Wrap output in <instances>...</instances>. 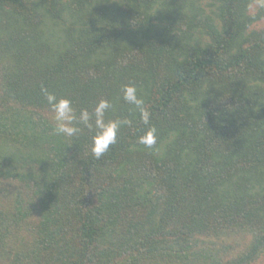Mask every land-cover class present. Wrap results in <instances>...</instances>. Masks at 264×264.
Listing matches in <instances>:
<instances>
[{"label":"trees","instance_id":"1","mask_svg":"<svg viewBox=\"0 0 264 264\" xmlns=\"http://www.w3.org/2000/svg\"><path fill=\"white\" fill-rule=\"evenodd\" d=\"M42 89L133 123L96 159ZM0 264H264L260 0H0Z\"/></svg>","mask_w":264,"mask_h":264},{"label":"clouds","instance_id":"2","mask_svg":"<svg viewBox=\"0 0 264 264\" xmlns=\"http://www.w3.org/2000/svg\"><path fill=\"white\" fill-rule=\"evenodd\" d=\"M264 7V0H260ZM50 111L54 114V134L68 138L77 137L83 129L90 133V152L93 157L100 159L110 146L117 143L118 134L123 127L132 125L133 120L124 118H109L113 104L107 99H100L91 108H81L79 111L70 99L58 97L55 93L42 89ZM121 99L131 106L133 114L139 117L144 125L150 124L151 114L145 106V101L138 95L135 85L127 84L121 89ZM158 132L154 126H149L137 142L146 148L157 144Z\"/></svg>","mask_w":264,"mask_h":264},{"label":"rangeland","instance_id":"3","mask_svg":"<svg viewBox=\"0 0 264 264\" xmlns=\"http://www.w3.org/2000/svg\"><path fill=\"white\" fill-rule=\"evenodd\" d=\"M259 26H263V25H259Z\"/></svg>","mask_w":264,"mask_h":264}]
</instances>
